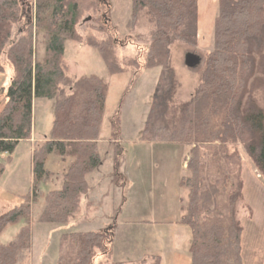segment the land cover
<instances>
[{
  "label": "trees",
  "instance_id": "16d2710c",
  "mask_svg": "<svg viewBox=\"0 0 264 264\" xmlns=\"http://www.w3.org/2000/svg\"><path fill=\"white\" fill-rule=\"evenodd\" d=\"M198 4L132 0V16L147 8L155 27L145 67L161 68L144 133L192 146L190 173L179 181L187 189L179 223L192 231L191 264H244L243 226L237 217L243 195L241 164L230 145L242 144L264 176V110L248 92L262 64L256 55L264 47V0H218L214 47L203 63L200 84L189 101L173 106L176 78L170 46L175 41L197 44ZM99 6L101 0H0V72L1 55L10 41L7 57L14 69L0 112V152L7 154L6 162L17 144L34 134L35 100L52 102L45 140L32 153L33 186L19 204L0 214V238L10 225H20L11 241L0 239V264L24 261L38 196L44 199L39 222L66 223L89 190L87 176L103 163L97 142L109 83L97 75L70 76L63 66L67 41H81L76 26L83 11ZM88 45L100 52L110 74L124 72L111 37L89 38ZM118 113L111 118L115 139L122 133ZM51 154L71 160L63 186L37 191L53 175L46 166ZM3 170L0 163V176ZM114 238L115 225L65 234L68 247L58 264H93L97 250L112 252Z\"/></svg>",
  "mask_w": 264,
  "mask_h": 264
},
{
  "label": "rangeland",
  "instance_id": "374dc122",
  "mask_svg": "<svg viewBox=\"0 0 264 264\" xmlns=\"http://www.w3.org/2000/svg\"><path fill=\"white\" fill-rule=\"evenodd\" d=\"M198 5L197 44L175 41L170 46V64L176 78L173 106L191 99L200 84L206 56L214 47L218 0H199ZM154 28L147 8L140 10L135 18L132 16V0H101L97 9L83 11L76 26L81 41H67L63 66L70 76L97 75L109 83L97 142L103 163L87 176L89 190L80 197L66 223L39 222L44 199L38 196L33 202L31 247L25 252L22 264H58L68 247L63 240L65 234L98 231L111 225H115L112 252L100 254L102 251L97 250L93 264H191L192 231L179 223L187 189L179 186L178 180L190 173L187 161L192 146L144 133L161 71L160 67H145ZM17 29L15 26L14 35ZM109 37L114 40L123 73L110 74L100 52L88 45L89 38L102 41ZM10 42L1 55L4 71L0 72V112L14 74L7 57ZM38 44L43 54L41 37ZM188 55L197 60V65L187 64ZM256 58L262 64L250 80L248 92L264 110V47ZM51 108V100L37 98L33 136L17 144L8 162L7 154L0 152V163L4 164L0 176V214L19 204L33 186L32 153L45 140ZM116 113L122 128L119 139L114 138L111 123ZM230 148L237 151L241 164L243 195L237 204V217L243 226L244 264H264V176L242 144ZM70 162V158L61 160L49 155L46 166L53 175L47 183H40L37 191L61 189ZM19 227L10 225L1 235V241H11Z\"/></svg>",
  "mask_w": 264,
  "mask_h": 264
},
{
  "label": "water",
  "instance_id": "95a60500",
  "mask_svg": "<svg viewBox=\"0 0 264 264\" xmlns=\"http://www.w3.org/2000/svg\"><path fill=\"white\" fill-rule=\"evenodd\" d=\"M190 56L191 55H188V57H187V64L189 65V66H195V65H197V60L196 59H191L190 58Z\"/></svg>",
  "mask_w": 264,
  "mask_h": 264
},
{
  "label": "crops",
  "instance_id": "0c3cea01",
  "mask_svg": "<svg viewBox=\"0 0 264 264\" xmlns=\"http://www.w3.org/2000/svg\"><path fill=\"white\" fill-rule=\"evenodd\" d=\"M23 141V140H22ZM22 141H20L19 143H21ZM26 141H29V140H26ZM18 143V144H19ZM18 146V145H17ZM58 157V156H57ZM60 158V157H59ZM62 160V159H61ZM185 166L183 165V168H184ZM179 181H180V179L178 180V185H179ZM180 186V185H179ZM180 199V198H179ZM183 213V212H182ZM179 218H181V215H180V217Z\"/></svg>",
  "mask_w": 264,
  "mask_h": 264
}]
</instances>
